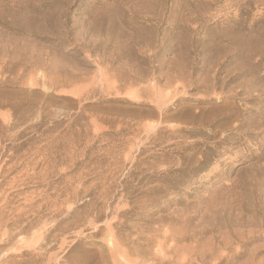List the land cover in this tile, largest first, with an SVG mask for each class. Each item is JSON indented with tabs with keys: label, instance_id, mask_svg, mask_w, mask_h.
I'll use <instances>...</instances> for the list:
<instances>
[{
	"label": "rangeland",
	"instance_id": "1",
	"mask_svg": "<svg viewBox=\"0 0 264 264\" xmlns=\"http://www.w3.org/2000/svg\"><path fill=\"white\" fill-rule=\"evenodd\" d=\"M0 264H264V0H0Z\"/></svg>",
	"mask_w": 264,
	"mask_h": 264
},
{
	"label": "bare ground",
	"instance_id": "2",
	"mask_svg": "<svg viewBox=\"0 0 264 264\" xmlns=\"http://www.w3.org/2000/svg\"><path fill=\"white\" fill-rule=\"evenodd\" d=\"M113 76V75H112ZM119 83V82H118ZM118 88V87H117Z\"/></svg>",
	"mask_w": 264,
	"mask_h": 264
}]
</instances>
